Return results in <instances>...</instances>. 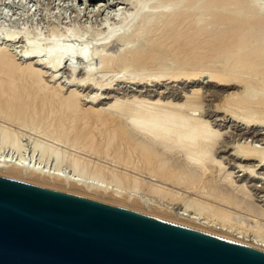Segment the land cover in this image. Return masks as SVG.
<instances>
[{
    "label": "bare ground",
    "instance_id": "1",
    "mask_svg": "<svg viewBox=\"0 0 264 264\" xmlns=\"http://www.w3.org/2000/svg\"><path fill=\"white\" fill-rule=\"evenodd\" d=\"M228 1L155 0L149 10L142 0H132L135 11L128 17L126 28L106 37V46L116 43L120 48L108 56L78 54L87 68L81 70V79L69 80L68 86L75 88L69 93L64 92V86L56 85V74L64 60L62 49L43 53L31 48L21 55L0 47V175L128 208L264 251V232H253L261 230L264 220L259 219L262 225L258 224L260 229L253 227V233L241 223H232L234 215L238 219L235 213H241L237 210L245 209L246 213L248 205L243 208L235 203L239 194L235 193L233 180L221 179L217 185L225 195L232 194L231 198L227 195L228 199L218 196L220 190L218 194L212 190L214 195L211 190L204 191L214 180L205 189L201 186V177L208 181L209 176L215 178V173L222 171L223 163L216 164L212 158L216 146L224 142L219 140V131L213 130V122L210 125L204 121L205 114L201 115L196 99L186 96L182 104H177L169 100L182 99L177 90L157 93L159 96L152 90L166 82L195 83L205 76L218 88L211 97L219 98L222 114L231 115L245 128L264 127V32L260 30L264 0H236L234 13L227 11L232 6L222 9ZM243 7L249 9L250 18L241 16L239 10ZM206 21L211 27H205ZM246 26L251 30L244 37ZM6 36L3 41L12 42L10 34ZM257 39L262 43L258 45ZM65 51L72 58L73 51ZM96 57L103 69L146 76L127 77L125 81L122 77L123 82L116 77L105 84L94 82L93 70L88 66ZM67 61L68 75L74 78L81 71L72 59ZM121 83L142 90L133 92L132 101L116 98L105 108L96 107L101 100L111 99L110 92ZM228 90L235 92L228 94ZM220 91L228 95L222 99ZM91 92L95 95L90 96ZM88 102L90 106L86 107ZM22 132L33 136L27 139L32 151L29 156L35 161L32 165L26 164L22 155V162L5 158L6 149L23 151L24 145L21 149L22 144L19 146ZM34 137L43 139L54 152L39 148L36 153ZM248 148L236 147L233 157L256 160L264 169V152ZM36 163L47 166L42 170ZM48 164L59 171L48 172ZM63 165L71 175L60 171ZM179 173L183 177L186 174V178ZM248 174L256 176L254 169ZM196 176L201 180L198 184ZM230 207L236 209L235 213L227 210Z\"/></svg>",
    "mask_w": 264,
    "mask_h": 264
},
{
    "label": "rangeland",
    "instance_id": "2",
    "mask_svg": "<svg viewBox=\"0 0 264 264\" xmlns=\"http://www.w3.org/2000/svg\"><path fill=\"white\" fill-rule=\"evenodd\" d=\"M131 1L132 0H95V1H89V0H0V47H6L10 49L12 53H17V54L21 53V55L24 54L25 52L30 51L29 49L31 48L39 49L43 53H49L53 51L55 48L62 49L64 52V57H63L64 60L61 66V70L58 71L56 74L57 75L56 79H58L56 85L64 86V92L69 93V91L75 90L74 87L68 86L69 80L75 79L76 81V80L81 79V75H80L82 74L81 70H83V68L84 69L87 68L86 65L83 64L82 61L79 59L78 54L83 53V52L87 54H92V55L93 54L96 55L97 53L98 54L102 53V55L108 56V55H114L116 51L120 48V46L116 43H113V44L110 43L109 45L106 46V42H107L106 37H108V35L110 36L111 34L115 32L117 33L118 31L119 33H121L126 28L125 24L127 23L128 17H131L135 11L134 9L135 7H133L134 5L131 3ZM152 1L154 2L155 0H148V1L142 0L141 4L146 6L150 10L151 7L149 6H152L151 5L153 3ZM235 1L236 0H229L228 2L225 3L222 9L226 10L227 8H230L232 6V9L233 7H235V10H237L236 4L235 6L233 4L235 3ZM232 9H227V11H230V10L232 12L235 11L234 9L233 10ZM240 10L239 12L241 13L242 17L244 16L243 18L245 19L250 18V13H248L249 9L247 7L245 8L243 7ZM243 13H245L246 15H244ZM206 23H205L206 25L204 24L205 27L209 24L208 21H206ZM262 26H264V24ZM262 26L260 27L261 28L260 30L261 32H264V27ZM208 27H211V24L208 25ZM246 29L244 31L245 32L244 37L247 35L246 32L248 31L250 32L251 30L247 26H246ZM9 34H10V37L13 38L12 42L5 43V41H3V38H5L6 35L8 36ZM258 36H261V35H258ZM258 36H256V38ZM262 41H263L262 39H257L256 42L258 44L259 42L262 43ZM66 49H70L71 51H73L74 57L72 56V58H70L67 55L68 53H66L65 51ZM76 55H78V57ZM68 59L69 60L72 59L75 65L77 66V68H79L78 70L81 71L80 73L78 72L75 73L77 75L74 76V78H70V75H68L69 73L66 70L67 64L69 63V61H67ZM33 61L35 62L36 60L34 59L32 60V62ZM28 62H31V61H28ZM101 65L102 67L104 66L103 63H101L96 57L91 61L90 65L88 66L91 70H93V74H94L93 81L97 83L98 82L99 83L103 82L104 84L108 83L111 81L110 79H112L113 77H116L117 81L120 80L121 82H123L122 80L124 78L128 80L129 78H132V77H138V76L143 77L144 75L146 76V74L140 75L135 72L133 74V72L125 71V70L124 72L119 71L117 73L118 70L113 69L111 72L110 70L103 69ZM102 70L105 72H103ZM122 77L123 79H121ZM208 80L209 79L207 77L202 76V78H200L199 81H196L195 83L186 84L183 82H177V83L176 82L174 83L166 82V83H163L161 86L154 87L152 90L156 92L153 95L159 96V94L157 93L163 94L169 90H177L178 92L181 93L182 99H179V100L169 99L170 101L176 102L177 104L178 103L182 104V102L186 100V96L187 98L196 99L195 100L196 102L198 101L197 105H201V107L198 106L200 108V112L202 111L201 115L202 113L205 114V116H203L204 121L207 120L208 122H210V125L213 122V125H211L213 126V130H216V131L218 130L219 132L218 131L217 132L222 135V136L221 135L219 136L220 137L219 140L221 142L224 141L222 143H219V145H217L218 149L216 146L215 148L216 155L212 156V158L214 157L213 160L215 161L216 164L221 163V162L223 163L221 164L222 171L221 172L217 171L215 174H218V175H214L215 178L212 176L213 179L211 176H209L208 181L207 180L205 181V179H207L205 176L202 178L201 176L197 175L199 178L201 177V180H202L201 186L202 187H204L205 185L209 186L212 182L213 183L216 182V185L214 183L215 186L212 185L213 183L211 184L213 187H216L217 185H220L219 183L221 179H227V180L231 179V181L233 180L232 182L234 183L233 187L237 189L235 193L237 195L239 194L238 196L239 198L237 199L235 198V200H237L235 203L236 204L238 203L237 205L243 208H246L244 207V205L248 204L246 205L247 206L246 213L248 214L245 213V209H239L237 211L241 213H238V212L235 213L236 209H232V207H230L231 209H227V210L230 211L231 213L234 210L233 212L238 215V219L236 215H234L231 219L240 221V222L237 221L239 225L236 224L237 222L234 223L235 221L233 220H232V223L237 226H240V223H241V226L246 227V229H249L250 233L257 232L258 234L261 235L264 232V223H262V221L264 220L263 219L264 218V214H263L264 213V169L260 168V165L258 161L256 160L239 161L235 157H233V155H235V151H234L235 148L240 147V146L246 147V148L248 146L250 147L248 148V151L249 150H253L252 152L257 151L255 153H261L262 151L264 152V127H260V128L253 127L251 129H249V127L245 128V126L241 125V123H237L234 120H232L233 117L231 118V115L226 114V113L222 114L223 112H221V110H218V105L220 103L219 98L215 99L213 97L216 100L215 101L211 97L213 92L218 91V88L213 83H210ZM114 89L115 90L113 91V93L110 92L109 94L111 99L101 100L100 102H98L96 107L105 108L110 103L114 102L116 98L117 100H120V102L122 101L126 102L129 100L132 101L133 99H135L132 96L133 92L142 90L138 86L127 84V83L125 84L121 83V84L115 85ZM95 92H91L90 96H94ZM226 92L230 94L232 92H235V90L233 91L228 90ZM226 92L220 91L222 95L221 96L222 99L226 97V95H228L226 94ZM97 93L99 95L101 92L98 91ZM195 93H198V95ZM84 94H88V91H85ZM194 94L196 95V97H194ZM158 96H155V97L159 98ZM199 96H200V100H197V98L199 99ZM201 98L203 99L205 98L204 101ZM144 99H148V98L146 97ZM86 100L90 101V98H87ZM196 102H195V105H196ZM88 106H90L89 102L86 103V107ZM22 133L24 135L20 139L19 146L20 144H22L20 146V149H21V147L24 145L22 147L23 151L20 150V152L21 153L23 152L24 154L23 153L21 154L12 149L11 151L9 149H6L5 158L11 162L13 161L18 162L22 159L20 156L22 155V157L25 156L22 160L26 159L25 160L26 164L30 163V165H32V163H34L35 161L33 160V158H31V156H29L30 154L32 155V151L30 149V146H29L30 144L27 139H28V136H31V137L33 136L27 132H22ZM34 138L36 139L34 141L36 145L38 146V147L36 146L37 148L36 153L39 154V150H38L39 148L40 149L46 148L54 152V150H52L51 148L48 147V145H46L47 143L43 139L39 137H34ZM224 146L226 149L224 148ZM9 152H11L10 155H9ZM32 160L33 162H31ZM37 165L42 170H44V168H46L47 166V165L45 166V165H40L36 163V166ZM48 166L49 167H47L48 168L47 171L48 170L51 172L54 171L55 173L59 171V169L56 167L54 169L53 167L54 165L50 166V164H48ZM238 166L240 167L243 166V167L240 168ZM64 167L65 166L63 165V167L60 168V171H62L63 174L71 175L72 173H68L69 172L68 168L67 167L64 168ZM250 169L251 170L254 169V171L256 172L255 178H251L249 176L248 173ZM65 171L67 173H65ZM181 174L179 175L180 177L182 176V178H186L185 176L186 174H184V177H183V173ZM198 177L196 178L197 184L199 181H201ZM75 178L77 179L78 176ZM209 179H210V182H209ZM211 180H214V181L211 182ZM203 182H206V183L204 184ZM210 186L207 189H205L206 187H204L205 190L204 189L203 190L204 191L211 190L210 192H212L213 195H214V192L215 194L217 192L219 193L218 190L221 189L220 186H217L216 187L217 189L213 188L212 186H211L212 187L211 189ZM218 187L220 189H218ZM220 191L222 193L223 191L225 192L224 189ZM221 192L220 194L218 193L217 194L218 196L221 195L222 197L223 195H225V193L222 194ZM228 194H229V197L230 195H232L229 192L227 193V195ZM227 195L223 196L222 198L228 199ZM238 201H241V202L239 203ZM252 207L255 208L256 213L259 212L257 213V216ZM251 209H252V212L255 213L254 215L253 213H250ZM241 210L244 211L245 216L243 214V211ZM260 210L262 212H260ZM194 213L192 212V214ZM239 218L240 219L242 218V222ZM259 219H262V221ZM245 220H248V221H245ZM254 220L255 222L257 221L258 223L257 222L254 223ZM243 223H245L246 225ZM258 224L262 225L261 227L263 229L261 228V230L256 231L253 227L255 228L259 227L257 229H260V226H258ZM252 228L254 229L253 232H252Z\"/></svg>",
    "mask_w": 264,
    "mask_h": 264
},
{
    "label": "water",
    "instance_id": "3",
    "mask_svg": "<svg viewBox=\"0 0 264 264\" xmlns=\"http://www.w3.org/2000/svg\"><path fill=\"white\" fill-rule=\"evenodd\" d=\"M0 264H264V251L0 175Z\"/></svg>",
    "mask_w": 264,
    "mask_h": 264
}]
</instances>
